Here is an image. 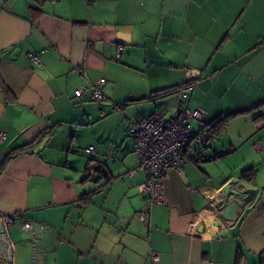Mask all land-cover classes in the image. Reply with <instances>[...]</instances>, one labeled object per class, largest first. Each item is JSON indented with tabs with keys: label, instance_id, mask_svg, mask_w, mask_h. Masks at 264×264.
Masks as SVG:
<instances>
[{
	"label": "crops",
	"instance_id": "obj_1",
	"mask_svg": "<svg viewBox=\"0 0 264 264\" xmlns=\"http://www.w3.org/2000/svg\"><path fill=\"white\" fill-rule=\"evenodd\" d=\"M100 77L104 102L75 96ZM182 109L202 113L188 156L140 220L128 126ZM1 134L0 213L15 218L0 264H264V0H0ZM250 167L253 198L220 219L218 190Z\"/></svg>",
	"mask_w": 264,
	"mask_h": 264
},
{
	"label": "built area",
	"instance_id": "obj_2",
	"mask_svg": "<svg viewBox=\"0 0 264 264\" xmlns=\"http://www.w3.org/2000/svg\"><path fill=\"white\" fill-rule=\"evenodd\" d=\"M121 50L122 46H119L115 55L116 59L119 58ZM28 56L33 62L40 64L39 53L30 52ZM79 71L84 76L83 67H79ZM110 84L112 82L105 77H100L96 83L83 85L76 89L74 94L77 97L88 95L90 102L99 105L106 100L103 86ZM192 88V83H189L178 86L176 90L180 95H184ZM201 117L202 113L199 109H182V115L179 118H169L161 112H154L129 124L127 133L134 140V150L138 156V164L131 172L138 170L146 172L145 205L136 213L138 219L145 220L150 217L151 205L161 200V181L166 171L168 169L181 170L185 161L184 151L192 138L191 121L201 119ZM198 137L202 144L209 143L206 134H200ZM2 138L1 134L0 139ZM85 152L93 154V146L85 148ZM93 169V165L89 164L88 170L93 171ZM14 218V213H0V238L8 236L9 226L13 224ZM21 224L23 227H32L29 220H23ZM6 256L11 262V252ZM150 257L153 263L159 259L155 251L150 252Z\"/></svg>",
	"mask_w": 264,
	"mask_h": 264
},
{
	"label": "water",
	"instance_id": "obj_3",
	"mask_svg": "<svg viewBox=\"0 0 264 264\" xmlns=\"http://www.w3.org/2000/svg\"><path fill=\"white\" fill-rule=\"evenodd\" d=\"M248 182L239 177H232L227 180L218 190L219 198L215 203L220 219L234 220V213L243 209L253 198L255 189L247 186ZM220 221H217L219 224ZM13 248V244L9 239V234L6 237L0 238V254L9 255Z\"/></svg>",
	"mask_w": 264,
	"mask_h": 264
},
{
	"label": "trees",
	"instance_id": "obj_4",
	"mask_svg": "<svg viewBox=\"0 0 264 264\" xmlns=\"http://www.w3.org/2000/svg\"><path fill=\"white\" fill-rule=\"evenodd\" d=\"M1 87L4 89V87L1 85ZM5 90V89H4ZM170 90L168 91H160V92H157L156 95H161L165 92H169ZM225 128V120H218V121H214V122H210L208 124H206L204 126V128L197 133L196 137H198L200 134H206L210 140V138H216L220 135V133L223 131V129ZM188 145H189V142L187 144V147L185 149V153H184V157L185 159L187 158V150H188ZM203 147H207L209 146V143L208 144H202ZM12 155V154H11ZM185 162V161H184ZM254 174V167H250V168H247L245 170L242 171V174L240 175L241 178H243L244 180H246L248 183L250 182V179L252 178Z\"/></svg>",
	"mask_w": 264,
	"mask_h": 264
},
{
	"label": "rangeland",
	"instance_id": "obj_5",
	"mask_svg": "<svg viewBox=\"0 0 264 264\" xmlns=\"http://www.w3.org/2000/svg\"><path fill=\"white\" fill-rule=\"evenodd\" d=\"M199 140V142H197V141H194V143L193 144H195V145H197L198 144V146L202 149L203 148V145H202V143H201V140L200 139H198ZM88 147V145H83L82 146V151H80V153L84 156V154L87 156V157H89V158H91V155H93V154H88V153H86L85 152V148H87Z\"/></svg>",
	"mask_w": 264,
	"mask_h": 264
}]
</instances>
